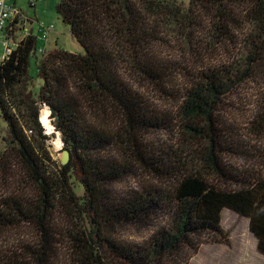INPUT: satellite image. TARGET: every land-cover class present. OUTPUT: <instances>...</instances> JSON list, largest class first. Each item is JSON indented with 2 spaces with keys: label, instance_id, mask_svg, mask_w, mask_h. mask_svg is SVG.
<instances>
[{
  "label": "trees",
  "instance_id": "obj_1",
  "mask_svg": "<svg viewBox=\"0 0 264 264\" xmlns=\"http://www.w3.org/2000/svg\"><path fill=\"white\" fill-rule=\"evenodd\" d=\"M198 3L215 9L213 25L221 37L230 35L234 23L227 6L246 5L250 28L235 62L190 74L174 96L181 118L188 120L183 131L206 143L202 172L223 186L189 169L171 146L148 142L149 134L176 128L122 75L123 69L127 77L166 86L177 68L157 57L161 39L150 21L191 24L188 13ZM55 13L83 54L61 48L38 54V38L30 33L0 65V123L6 127L4 152L10 151L0 158L12 166L14 160L39 190L27 201L17 188L0 201V235L32 225L41 236L37 248L0 253V264H52L55 208L72 209L82 220V228L72 227L67 237L76 264H189L205 237L228 245L223 210L248 220L257 252L264 256V175L256 172L258 167L264 171V149L220 113L226 96L242 82L264 83V0H190L187 7L156 0H59ZM31 59L40 81L37 89L29 75ZM42 107L50 111L69 153L57 183L46 171L49 137L39 121ZM249 125L251 135L264 140V107ZM136 170L159 185L123 196L110 188ZM73 172L79 180L75 187ZM163 218L169 223L154 229L143 244L113 237L125 226L155 228Z\"/></svg>",
  "mask_w": 264,
  "mask_h": 264
},
{
  "label": "rangeland",
  "instance_id": "obj_2",
  "mask_svg": "<svg viewBox=\"0 0 264 264\" xmlns=\"http://www.w3.org/2000/svg\"><path fill=\"white\" fill-rule=\"evenodd\" d=\"M59 0H39L31 6L29 0H13L15 7L20 12L21 24L18 32V40L24 38L28 34L36 36L37 45L44 44L40 40L41 30L49 28V34L46 45L48 48H61L64 51L73 54H83L82 48L72 38L68 27H66L55 13V7ZM156 1H172L178 5L187 7L190 0H156ZM246 5H231L226 7V11L230 12L234 18L233 27L231 26L230 35H221L215 31L213 21L215 9L208 5L203 6L197 4L191 8L188 13L193 23L187 22L172 23L167 18L151 19V26L157 31L160 37V46L157 48V57L163 62L169 63L176 67L177 71L172 70V75L166 86L155 87L150 82L135 77H127V73L122 69V75L126 82L132 88L143 96L153 107L156 112L164 113L175 126V131L154 132L146 136V139L154 147L171 146L177 153L186 159L188 168L198 170L209 181L218 186H223L220 181L212 174L202 172L203 164L200 162V155L206 147V143L200 139H192L191 135L185 133L182 129V124L188 122L180 116L177 103L174 101V96L182 89V86L189 79V75H196L204 69L217 68L221 65H227L235 62L238 53L244 50V41L249 33V24L245 22ZM52 27V28H51ZM29 75L33 78V83L37 89L40 86V81L36 78V67L34 59L30 60ZM171 83V86L167 85ZM264 83L262 80L255 81L245 80L237 86L232 92L226 96L220 113L223 114V120L230 122L237 127L243 134L251 136L253 145L264 149L263 138H257L251 135L249 131L250 123L254 121L264 107V94L262 91ZM39 111L40 114L43 109ZM49 111V110H48ZM113 119L114 116H111ZM49 120L52 126L50 133L44 129V134L49 137L45 142V147L48 151L49 161L46 162V171L49 172L50 181L53 179L57 183V176L64 165L62 160L64 157L63 142L61 135L55 131L52 120ZM6 135V127L0 123V153H6L9 156V150H5L3 137ZM57 135L61 142V147L58 151L54 150L53 141H56ZM12 164H7V161L0 158V201L11 195L15 189H20V194L25 200L38 196L39 190L36 184L27 178L22 168L17 163L12 161ZM256 168V167H255ZM256 172L264 175L262 168H256ZM72 186L79 184V180L75 173H72ZM147 185H159L156 181L139 170L130 178L120 181L110 188L119 196L127 193L142 192L143 187ZM55 207L56 202H54ZM221 225L228 235V245L217 244L205 237L206 241L200 248V251L190 260L189 264H264V256L257 252V241L249 232V223L245 218H241L234 213L223 210ZM168 224V219L163 218L158 221L155 228H138L127 227L118 229L113 237L121 242L133 245H140L147 241L148 237L153 233L154 229L160 228L163 224ZM51 229L55 239L53 246L54 255L52 264H76L75 257L70 254L67 247L70 246L69 232L72 227L81 226V218L68 210L67 212L55 208L50 221ZM41 236L39 232L31 225L28 227L10 228L8 231L0 235V253L9 254L11 252L19 253L23 246L37 248L40 245ZM11 250V251H10ZM13 250V251H12ZM9 251V252H8ZM10 255V254H9Z\"/></svg>",
  "mask_w": 264,
  "mask_h": 264
},
{
  "label": "built area",
  "instance_id": "obj_3",
  "mask_svg": "<svg viewBox=\"0 0 264 264\" xmlns=\"http://www.w3.org/2000/svg\"><path fill=\"white\" fill-rule=\"evenodd\" d=\"M38 1L39 0H29V4L33 6ZM20 24V12L15 7L13 0H0V65L16 50L17 44L20 41L17 39L18 32L20 31ZM49 31V28H43L41 30L40 40L44 45L47 43ZM45 51L46 49L44 46H39L37 48L38 54H43Z\"/></svg>",
  "mask_w": 264,
  "mask_h": 264
},
{
  "label": "bare ground",
  "instance_id": "obj_4",
  "mask_svg": "<svg viewBox=\"0 0 264 264\" xmlns=\"http://www.w3.org/2000/svg\"><path fill=\"white\" fill-rule=\"evenodd\" d=\"M40 121L43 125V127H45L48 132L50 133V131L52 130V126L50 124V120H49V111L48 109H43L41 111V114H40ZM53 145H54V150L55 151H58L61 147V142H60V139L57 135V138H56V141H53Z\"/></svg>",
  "mask_w": 264,
  "mask_h": 264
},
{
  "label": "water",
  "instance_id": "obj_5",
  "mask_svg": "<svg viewBox=\"0 0 264 264\" xmlns=\"http://www.w3.org/2000/svg\"><path fill=\"white\" fill-rule=\"evenodd\" d=\"M49 113H50V111H49ZM63 154H64V157L62 160V165H66L69 161V153L64 150Z\"/></svg>",
  "mask_w": 264,
  "mask_h": 264
},
{
  "label": "crops",
  "instance_id": "obj_6",
  "mask_svg": "<svg viewBox=\"0 0 264 264\" xmlns=\"http://www.w3.org/2000/svg\"><path fill=\"white\" fill-rule=\"evenodd\" d=\"M37 46H38V45H37ZM39 46H40V45H39ZM39 46H38V47H39ZM41 46H44V47H45V49H46V51H48V50H49V48H48V45H46V44H45V45H44V44H42ZM51 49H53V48H51Z\"/></svg>",
  "mask_w": 264,
  "mask_h": 264
}]
</instances>
